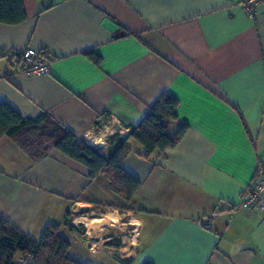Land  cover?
<instances>
[{
    "label": "crops",
    "instance_id": "1",
    "mask_svg": "<svg viewBox=\"0 0 264 264\" xmlns=\"http://www.w3.org/2000/svg\"><path fill=\"white\" fill-rule=\"evenodd\" d=\"M244 1L23 0L27 20L0 24V104L78 142L95 131L104 153L126 139L122 167L141 187L128 202L61 152L35 162L4 137L0 217L36 241L60 226L80 264H264V214L242 208L264 168V5L250 16ZM27 49L50 60L48 75L20 71L13 53ZM163 95L179 103L169 136L188 131L146 158L129 136ZM83 211L117 223L89 227L72 216Z\"/></svg>",
    "mask_w": 264,
    "mask_h": 264
},
{
    "label": "trees",
    "instance_id": "2",
    "mask_svg": "<svg viewBox=\"0 0 264 264\" xmlns=\"http://www.w3.org/2000/svg\"><path fill=\"white\" fill-rule=\"evenodd\" d=\"M106 18L121 26L112 17L107 15ZM26 20L23 0H0V24L18 26ZM125 31L128 36L134 35L128 29ZM16 56L12 59L15 60ZM85 56L101 67L102 59L94 52L85 53ZM178 105L175 98L163 95L131 132L129 138L143 147L144 157L175 148L187 133L188 126L182 125L174 137L168 134L170 124L179 120ZM4 137L12 139L35 162L47 157L53 150L61 152L87 167L91 180L105 176L112 190L128 202L141 187V182L122 167L131 149L127 140L119 135L111 138L106 153L100 152L78 142L75 135L45 115L37 120L25 119L9 105L0 104V140ZM69 218L67 216V222ZM70 246L56 224H49L40 240L36 241L0 217V264H80L69 259Z\"/></svg>",
    "mask_w": 264,
    "mask_h": 264
},
{
    "label": "built area",
    "instance_id": "3",
    "mask_svg": "<svg viewBox=\"0 0 264 264\" xmlns=\"http://www.w3.org/2000/svg\"><path fill=\"white\" fill-rule=\"evenodd\" d=\"M263 5L264 0L244 1L245 10L250 16H254ZM6 55H8V51L0 47V59ZM15 55H17L15 57V62L16 60L21 62V66L19 68L20 71L30 77H43L48 75L51 71L50 60L37 51L27 49L21 53H13V56ZM81 142L100 152L105 148L103 140L95 134V131L87 133ZM242 208L249 212L259 211L264 214V168L259 170L257 177L247 190ZM198 224L202 229L211 230L213 227V219L204 218L199 220Z\"/></svg>",
    "mask_w": 264,
    "mask_h": 264
},
{
    "label": "bare ground",
    "instance_id": "4",
    "mask_svg": "<svg viewBox=\"0 0 264 264\" xmlns=\"http://www.w3.org/2000/svg\"><path fill=\"white\" fill-rule=\"evenodd\" d=\"M78 221H85L89 227L95 226L96 224H110V223H117V217L114 214H109L108 216L98 217L92 220H87L78 218ZM97 226V225H96Z\"/></svg>",
    "mask_w": 264,
    "mask_h": 264
},
{
    "label": "rangeland",
    "instance_id": "5",
    "mask_svg": "<svg viewBox=\"0 0 264 264\" xmlns=\"http://www.w3.org/2000/svg\"><path fill=\"white\" fill-rule=\"evenodd\" d=\"M72 216H75V219H77V218H87V220H92V219H95V218H98V217H102V216H104V215H101V214H99V215H90V212L89 211H83V212H76V213H74V214H72ZM72 216L70 215V218H69V220H70V222L71 221H73V218H72ZM78 220V219H77ZM97 225V226H96ZM95 225V228L96 227H100L102 224H96ZM82 227V226H81ZM94 227V226H93ZM84 227H82V229H83ZM119 233H121L122 235H124V236H128V233H127V231L126 232H119Z\"/></svg>",
    "mask_w": 264,
    "mask_h": 264
}]
</instances>
